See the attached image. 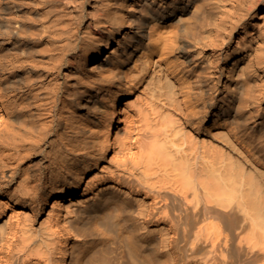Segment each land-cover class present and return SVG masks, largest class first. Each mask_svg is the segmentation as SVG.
I'll list each match as a JSON object with an SVG mask.
<instances>
[{
	"label": "bare ground",
	"instance_id": "1",
	"mask_svg": "<svg viewBox=\"0 0 264 264\" xmlns=\"http://www.w3.org/2000/svg\"><path fill=\"white\" fill-rule=\"evenodd\" d=\"M0 264H264V0H0Z\"/></svg>",
	"mask_w": 264,
	"mask_h": 264
}]
</instances>
